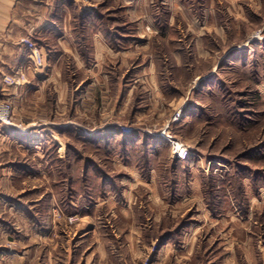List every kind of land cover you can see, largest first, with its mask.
<instances>
[{"label": "crops", "instance_id": "0c3cea01", "mask_svg": "<svg viewBox=\"0 0 264 264\" xmlns=\"http://www.w3.org/2000/svg\"><path fill=\"white\" fill-rule=\"evenodd\" d=\"M139 2L0 0V82L18 80V86H3L0 99L14 102L18 123L24 125L18 130L0 125V264H71L73 240L88 251L79 263L90 264L97 253L107 264H120L112 242L121 221L129 243L125 253L132 259L135 249L141 251L133 243V221L153 211L159 220L169 204L184 203L161 181L166 161L193 170L195 157L206 148L194 147L186 136H196L215 118L230 120L223 101L230 83L219 62L189 88L190 70L183 69L175 51L177 69L188 78H160L152 34L144 28L149 25L174 43L177 23L170 21L162 30L155 22H140L138 38L131 41L119 35V21L105 18L119 4L127 12L141 11L146 5ZM189 27L196 45L210 33L207 21L191 20ZM26 38L34 49L21 43ZM118 41L130 43L120 49ZM192 54L195 63L214 58L209 51ZM230 56L223 59L240 60L242 53ZM177 108L184 114L178 136L193 152L186 161L168 158L167 144L150 133L119 130L121 123H162ZM248 184L253 187L251 179ZM242 185L247 188L246 178ZM71 215L79 218L73 225ZM166 240L159 246L165 254L173 250Z\"/></svg>", "mask_w": 264, "mask_h": 264}, {"label": "rangeland", "instance_id": "374dc122", "mask_svg": "<svg viewBox=\"0 0 264 264\" xmlns=\"http://www.w3.org/2000/svg\"><path fill=\"white\" fill-rule=\"evenodd\" d=\"M137 1L146 5L141 11L127 12L119 4L105 18L119 21L123 25L119 35H129L131 41L138 38L140 22H155L163 25L162 30L167 29L170 21L172 25L177 23L180 34L174 43L165 35H155L151 26L144 28L146 34H152L149 42L159 63L160 78L171 81L180 77L184 82L189 73L187 85L194 88L212 62H219L220 71H225L223 78L230 83L223 100L230 120L225 118L219 122L215 118L212 124L203 125L196 136H186L194 147L206 148L205 153L196 154L193 170L185 163L174 165L167 160L160 175L167 192L172 191V197L182 196L184 203L181 206L169 204L159 220L153 218V211L133 221L136 233L133 243H138L141 251L135 249L132 259L130 252L125 253L129 243L124 237L126 222L121 221L117 240L112 242L116 259L120 264H264V42L250 41L254 33L261 31L264 34V0ZM93 4L97 8V4ZM191 20L209 24L210 33L208 36L203 34L204 41L199 45L191 34ZM129 43L118 41V46L124 49ZM175 51L181 54L180 65L189 72L177 69ZM205 51L214 58L208 61L198 58L196 65L192 53L199 52L201 56L200 52ZM235 53H242L240 60L223 59L225 55L233 57ZM178 111H182V117L171 127V134L186 145L177 131L183 120L182 108L173 109L162 123L151 120L150 123H121L118 126L130 125L135 132L142 130L160 138L157 134L172 123ZM13 123L12 127L17 130L19 126V129L24 127L18 123L14 111ZM167 150L170 158L168 145ZM192 153L191 150L190 157ZM243 178L247 180V188L242 185ZM90 179L88 177V183ZM250 179L252 188L248 186ZM73 185V195L77 196L79 189ZM196 186L198 192H193ZM78 219L71 215L68 222L73 225ZM127 225L131 226L130 223ZM138 232L141 234L136 236ZM165 240H171L173 245V250H165L166 254L161 252L163 247H159ZM85 248L77 240L72 241L71 264H83L79 262L85 260L88 252ZM90 260V264H107L97 253Z\"/></svg>", "mask_w": 264, "mask_h": 264}, {"label": "built area", "instance_id": "2783aa9c", "mask_svg": "<svg viewBox=\"0 0 264 264\" xmlns=\"http://www.w3.org/2000/svg\"><path fill=\"white\" fill-rule=\"evenodd\" d=\"M250 41H261L264 42V34H262L261 31H258L254 33L250 37ZM21 43L26 45L30 50L35 48L34 43L26 38L22 39ZM17 84L18 86V80L14 81L12 78H2L0 82V91L3 88L4 85L11 86ZM13 105L10 99H0V125L12 127L13 124ZM182 117V111H178L173 120L172 123L168 124L164 129L157 134L160 138L165 140L167 142V145L169 147L170 156L174 160L178 161H185L187 160L191 155V150L189 147L184 145L182 142L175 139L174 136L171 134V127H173L175 124H177ZM119 130L124 135L133 134L135 132V129L130 125H123L118 126ZM170 127V128H169ZM20 126L18 127V129Z\"/></svg>", "mask_w": 264, "mask_h": 264}]
</instances>
